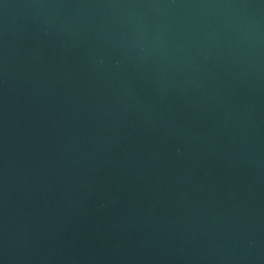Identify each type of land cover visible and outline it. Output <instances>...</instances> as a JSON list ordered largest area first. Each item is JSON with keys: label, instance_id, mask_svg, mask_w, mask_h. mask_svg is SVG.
I'll use <instances>...</instances> for the list:
<instances>
[{"label": "water", "instance_id": "water-1", "mask_svg": "<svg viewBox=\"0 0 264 264\" xmlns=\"http://www.w3.org/2000/svg\"><path fill=\"white\" fill-rule=\"evenodd\" d=\"M0 264H264V0H0Z\"/></svg>", "mask_w": 264, "mask_h": 264}]
</instances>
